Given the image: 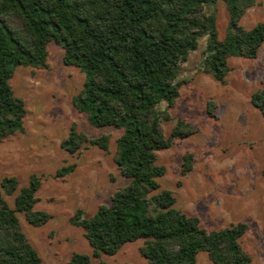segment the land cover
<instances>
[{
    "label": "trees",
    "instance_id": "trees-1",
    "mask_svg": "<svg viewBox=\"0 0 264 264\" xmlns=\"http://www.w3.org/2000/svg\"><path fill=\"white\" fill-rule=\"evenodd\" d=\"M224 2L229 13L227 33L220 38L217 14L208 5ZM257 0H0V143L25 131L27 109L15 95L10 79L23 66L46 64L51 41L62 44L64 62L85 72L75 107L86 113L95 127L124 128L117 138L116 163L131 179L107 205L90 217L78 208L71 222L80 226L93 248V257L113 255L127 242L143 239L140 247L148 264H195L206 252L213 264H251L252 256L241 238L249 229L238 221L208 230L197 215L176 207L177 197L161 188L167 168L158 151L177 138L195 133L192 124L178 119L170 136L163 121L179 98L185 82L180 66L199 41L207 36L204 71L225 82L232 57L256 58L264 44V21L251 28L242 18ZM252 103L264 117V85L253 92ZM166 103L165 108L161 107ZM210 111L214 102H209ZM91 142L108 150L110 136L90 138L75 124L61 142L75 153ZM193 153L184 155L182 174L192 170ZM76 163L58 169L64 177ZM41 177L33 174L12 207L0 189V264H43L38 250L22 229L18 212L33 225H43L52 215L35 208ZM16 176L2 180L11 195ZM66 264H97L83 252H74Z\"/></svg>",
    "mask_w": 264,
    "mask_h": 264
},
{
    "label": "rangeland",
    "instance_id": "rangeland-1",
    "mask_svg": "<svg viewBox=\"0 0 264 264\" xmlns=\"http://www.w3.org/2000/svg\"><path fill=\"white\" fill-rule=\"evenodd\" d=\"M248 9L242 24L251 28L264 21V0ZM217 14V29L223 39L229 13L224 2L208 5ZM46 64L19 66L10 79L16 96L24 100L25 131L16 132L0 143V189L9 204L33 174L41 177L36 209L52 215L43 225H33L18 212L22 229L38 250L43 264H66L74 252L89 254L97 264H148L140 247L143 239L127 242L113 254L93 257V248L80 226L71 222L78 208L92 216L99 206L110 203L116 191L131 181L119 169L115 157L117 138L124 128L95 127L86 113L78 110L73 98L84 86L85 72L64 62L62 44L51 41ZM207 36L180 66V87L176 104L169 109L171 119L163 121L170 136L178 119L192 124L195 133L177 138L169 148L159 150L158 162L167 168L161 188L171 189L176 207L197 215L208 230L245 221L249 229L241 238L252 256L251 264H264V117L252 103V94L264 85V44L256 58L232 57L225 82L204 71ZM214 107H209V102ZM166 103L161 107L165 108ZM75 124L90 138L110 136L108 150L86 142L72 153L61 142ZM193 153L192 170L182 174L184 155ZM76 163L69 175L57 177L58 169ZM16 176L19 184L8 195L2 180ZM195 264H213L206 252Z\"/></svg>",
    "mask_w": 264,
    "mask_h": 264
}]
</instances>
